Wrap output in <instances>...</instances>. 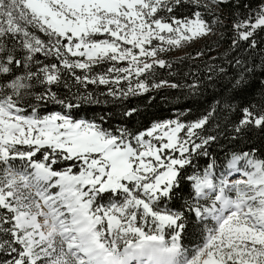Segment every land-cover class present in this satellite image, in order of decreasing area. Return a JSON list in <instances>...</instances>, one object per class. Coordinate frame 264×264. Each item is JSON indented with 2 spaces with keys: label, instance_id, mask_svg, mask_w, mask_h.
I'll return each mask as SVG.
<instances>
[{
  "label": "snow or ice",
  "instance_id": "1",
  "mask_svg": "<svg viewBox=\"0 0 264 264\" xmlns=\"http://www.w3.org/2000/svg\"><path fill=\"white\" fill-rule=\"evenodd\" d=\"M230 3L240 6L0 0V264H264V159L255 150L233 153L218 170L208 151L217 136L201 134L217 108L136 134L71 114L81 101L99 102L73 93L75 85L109 86L114 99L179 88L157 79L158 69L171 68L162 54L214 34L215 9ZM184 5L197 10L178 17ZM243 6L248 14L233 24V50L241 41L255 49L264 31V0ZM235 64L242 70L230 89L244 90L255 67L240 58ZM218 71L227 78L225 68ZM122 81L126 89L113 87ZM52 105L62 110L44 111ZM221 110L235 108L225 102ZM241 112L235 136L264 131V100ZM200 156L206 167L196 163ZM185 183L187 198L179 196ZM177 198L179 208L171 206ZM190 224L202 235L192 248L184 243Z\"/></svg>",
  "mask_w": 264,
  "mask_h": 264
},
{
  "label": "trees",
  "instance_id": "2",
  "mask_svg": "<svg viewBox=\"0 0 264 264\" xmlns=\"http://www.w3.org/2000/svg\"><path fill=\"white\" fill-rule=\"evenodd\" d=\"M244 3L256 8L260 0H240L239 8L232 3L216 8L219 22L213 23L214 37L202 47L192 50L190 54L166 59L171 64V68L158 69L157 79L176 83L180 85L179 88H161L127 99H114L107 95L109 86L90 84L84 88L75 85L72 88L73 93L82 96L91 93L93 99L99 102L81 101L80 107L74 108L71 114L75 119L94 121L113 132L117 128L126 127L136 134L151 129L157 122L176 119L184 123L196 121L215 107L216 116L210 120L201 134L217 136V140L209 145L208 151L211 157L216 159L218 170H224L223 166L233 153L255 150L256 157L264 159V131L251 129L242 136H235L233 132V125L242 118L241 109L252 104L258 105L264 100V71L259 67L264 63V31H258L255 49L249 48L247 42L241 41L238 48L233 50V40L237 39L233 24L239 19L246 18L248 14V9L243 6ZM196 10L194 6L184 5L175 14L178 17H191ZM200 11L204 10L200 9ZM205 18L210 22L215 19L211 15H205ZM237 58L243 60L246 66L255 67V71L250 76V84L246 89L233 91L228 81L235 79L242 70L235 64ZM103 67L106 68L107 65ZM220 68L227 70V78L219 73ZM77 74H81L79 70ZM68 79L74 84L70 77ZM193 85L198 87H191ZM127 86V82L122 81L113 87L126 89ZM59 91L65 93L66 90L61 88ZM218 101L220 106L217 105ZM225 102L231 103L235 111L221 110ZM133 108L137 111L132 116L124 115L126 110ZM61 110L59 106L52 105L44 111ZM196 163L203 168L207 166L209 159L200 156L196 158ZM191 172L192 169L189 168L187 174ZM189 190L187 183L182 184L179 196L187 198ZM182 202L177 198L171 206L179 208ZM201 239V230L190 224L186 230L185 245L192 248L198 245Z\"/></svg>",
  "mask_w": 264,
  "mask_h": 264
},
{
  "label": "rangeland",
  "instance_id": "3",
  "mask_svg": "<svg viewBox=\"0 0 264 264\" xmlns=\"http://www.w3.org/2000/svg\"><path fill=\"white\" fill-rule=\"evenodd\" d=\"M215 33L203 38H199V39H194L191 42L188 43H184L182 44L181 47L179 48H175L170 52L164 53L162 54L161 58L169 59L171 57H182L184 55L190 54L192 50H196L200 47H202L205 43H207L208 41H210L213 37H214ZM181 135H183V132L181 133ZM235 177L238 178V176H232L230 177V179H235Z\"/></svg>",
  "mask_w": 264,
  "mask_h": 264
},
{
  "label": "bare ground",
  "instance_id": "4",
  "mask_svg": "<svg viewBox=\"0 0 264 264\" xmlns=\"http://www.w3.org/2000/svg\"><path fill=\"white\" fill-rule=\"evenodd\" d=\"M234 176H235V175H234ZM234 176H233V177H234ZM236 178H237V177H235V179H236Z\"/></svg>",
  "mask_w": 264,
  "mask_h": 264
}]
</instances>
